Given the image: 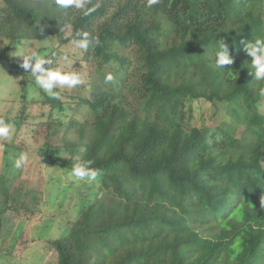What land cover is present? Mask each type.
<instances>
[{"label": "trees", "instance_id": "trees-1", "mask_svg": "<svg viewBox=\"0 0 264 264\" xmlns=\"http://www.w3.org/2000/svg\"><path fill=\"white\" fill-rule=\"evenodd\" d=\"M2 3L0 38L13 46L70 43L77 32L100 40L88 50L97 74L90 96L44 102L50 113L37 157L67 176L86 161L100 171L93 182L59 179L60 210L69 203L72 218L58 224L60 238L43 241L55 264H264V81L249 74L244 50L264 39V0H161L152 8L147 0H91L96 10L87 16L54 0ZM221 40L231 68L216 67ZM1 65L27 74L5 56ZM197 103L228 115L199 126ZM6 149L0 243L12 218L43 209L44 192L23 181L28 163L14 166L22 151Z\"/></svg>", "mask_w": 264, "mask_h": 264}, {"label": "rangeland", "instance_id": "rangeland-1", "mask_svg": "<svg viewBox=\"0 0 264 264\" xmlns=\"http://www.w3.org/2000/svg\"><path fill=\"white\" fill-rule=\"evenodd\" d=\"M2 9L3 3L0 0V13H2ZM71 34L70 30H65V38ZM21 41L22 44L17 42L13 46L6 39L0 38V57L5 56L8 60L21 65L22 57L19 56L30 51H38L42 57L51 58L55 56L53 68L59 65L65 71L78 72L84 81L82 85L74 89L58 87L56 91L59 92L60 99L64 102H72L80 96H90L91 83L96 81L97 74L94 75V66L88 60L89 49L86 52L74 49L71 42L64 43L65 41L56 37L47 41ZM64 54L69 56V61L66 62L60 58ZM90 81L92 82L90 83ZM24 86L26 92L23 91ZM24 95H26L27 102ZM47 98L51 97L35 84L34 78L29 73L24 77V75L12 72L7 65L0 66V119L14 125L12 137L8 140L0 139V167L4 166L7 158L6 148H17L22 153L28 149L30 156H28V166L23 181L27 182L31 188L44 192L41 214L32 216L31 213H27L29 217L23 215L14 217L9 221V226L5 227L4 237L0 243V264H55L56 253L50 251L43 241L60 238L63 233L58 224L60 221L65 219L68 221L72 218L71 213L66 208L70 206L68 202H65L68 205L60 210L63 206V204L60 205L61 200L65 201V195L62 191L57 192L59 179L62 178L61 185L64 186L69 179L68 174L64 170H57L49 166L37 157L38 150L44 145L46 134L43 130L44 128L47 129L48 125L46 123L50 113V105L44 103ZM218 106L213 107L210 104L197 103L194 106L193 122L199 126L202 122L209 126H217L228 115L222 105ZM216 108L217 113L215 114ZM261 110L264 112V107ZM79 117L80 120H83L84 116L80 115ZM86 119L84 117V121ZM23 120H25L24 123H22ZM17 123H21V125L18 126ZM244 131L245 127H240L238 136L240 137ZM76 138H78L77 135ZM11 156L14 157L15 154L11 153L9 158ZM55 194L59 200H55V198L53 200ZM78 199L77 197L73 199L74 205L79 201ZM65 213L67 215L64 217ZM53 215L57 216L53 218ZM46 216H50L51 219L47 220ZM19 245H23L24 249H20Z\"/></svg>", "mask_w": 264, "mask_h": 264}, {"label": "clouds", "instance_id": "clouds-1", "mask_svg": "<svg viewBox=\"0 0 264 264\" xmlns=\"http://www.w3.org/2000/svg\"><path fill=\"white\" fill-rule=\"evenodd\" d=\"M91 0H54L56 6L63 9H75L82 11L85 16L90 15L96 10L95 6L89 7ZM161 3V0H147V7L152 8ZM33 27L43 35L44 27L37 22ZM22 44V41H18ZM74 49L87 51L90 47L100 44L99 37H90L87 32H77L71 39ZM218 50L215 54V64L217 68H231L234 63V57L230 55L228 46L221 40L218 41ZM246 55L251 58V67L254 71H249L256 81H264V39H256L252 42H246L244 48ZM21 68L34 78V82L49 97L59 99L58 87L74 89L84 83L80 73L75 71H65L59 65L52 67L55 56L48 58L42 57L38 51H30L27 54H21ZM64 61H69V56L64 54L60 57ZM47 65V66H46ZM227 66V67H226ZM114 77L111 73L105 76L106 82H112ZM264 95V90L261 91ZM14 125L0 119V139L8 140L13 135ZM28 161V154L22 153L14 161V166L21 169ZM91 161L76 163L69 172V181L93 182L97 180L100 171L90 166ZM261 208L264 209V201H261Z\"/></svg>", "mask_w": 264, "mask_h": 264}]
</instances>
